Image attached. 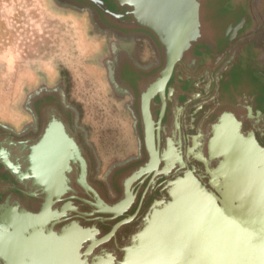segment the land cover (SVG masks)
I'll return each instance as SVG.
<instances>
[{"label":"water","instance_id":"water-1","mask_svg":"<svg viewBox=\"0 0 264 264\" xmlns=\"http://www.w3.org/2000/svg\"><path fill=\"white\" fill-rule=\"evenodd\" d=\"M43 1L88 77L0 98V264H264V0Z\"/></svg>","mask_w":264,"mask_h":264},{"label":"rangeland","instance_id":"rangeland-1","mask_svg":"<svg viewBox=\"0 0 264 264\" xmlns=\"http://www.w3.org/2000/svg\"><path fill=\"white\" fill-rule=\"evenodd\" d=\"M82 28L74 18L48 12L43 0H0V98L4 106L34 81L39 68L52 73L57 64H66L82 76L77 81L83 85L84 76L88 77L83 61L90 46Z\"/></svg>","mask_w":264,"mask_h":264},{"label":"bare ground","instance_id":"bare-ground-1","mask_svg":"<svg viewBox=\"0 0 264 264\" xmlns=\"http://www.w3.org/2000/svg\"><path fill=\"white\" fill-rule=\"evenodd\" d=\"M21 151V152H20ZM20 151H18V154H20L21 155V153L24 151H22V149H20ZM25 152V151H24ZM195 153V152H194ZM20 155H18L19 157H20ZM258 155H261V154H257L256 155V157L258 156ZM255 157V156H254ZM259 161V162H258ZM258 163H259V165L260 166H258V164H257V167H255V171H256V177L257 178H259L260 176L261 177H263L264 178V160H263V158L261 157L260 158V160L258 159ZM66 197H67V195H66ZM104 210H106V208L104 209ZM141 218H143V216H141Z\"/></svg>","mask_w":264,"mask_h":264},{"label":"flooded vegetation","instance_id":"flooded-vegetation-1","mask_svg":"<svg viewBox=\"0 0 264 264\" xmlns=\"http://www.w3.org/2000/svg\"><path fill=\"white\" fill-rule=\"evenodd\" d=\"M75 189V188H74ZM96 203H97V201H96ZM129 205H130V203H129ZM103 209H105V208H103ZM120 217V216H119Z\"/></svg>","mask_w":264,"mask_h":264}]
</instances>
